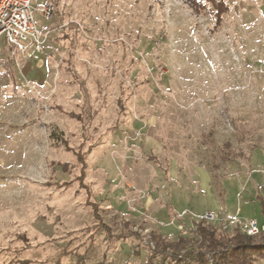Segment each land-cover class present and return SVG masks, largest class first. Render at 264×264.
I'll return each instance as SVG.
<instances>
[{"label": "rangeland", "instance_id": "rangeland-1", "mask_svg": "<svg viewBox=\"0 0 264 264\" xmlns=\"http://www.w3.org/2000/svg\"><path fill=\"white\" fill-rule=\"evenodd\" d=\"M205 5L33 0L44 53H0V264H184L157 235L264 226V0Z\"/></svg>", "mask_w": 264, "mask_h": 264}, {"label": "trees", "instance_id": "trees-1", "mask_svg": "<svg viewBox=\"0 0 264 264\" xmlns=\"http://www.w3.org/2000/svg\"><path fill=\"white\" fill-rule=\"evenodd\" d=\"M195 13L206 9L205 3H210L216 9L218 23L226 9V0H182ZM85 175L82 176V181ZM264 216V196H258ZM95 215L99 219V205L90 201ZM100 220V219H99ZM196 232L199 239L180 237L177 241L164 243L161 235L156 236V251L154 256L170 254L175 261L184 264H256L259 259L264 260V242H254V239L263 236L264 232L256 237H250L240 229L233 233L222 232L210 225L205 219L197 222ZM196 246V248H194ZM210 255V257L208 256ZM76 264H86L82 260Z\"/></svg>", "mask_w": 264, "mask_h": 264}, {"label": "built area", "instance_id": "built-area-1", "mask_svg": "<svg viewBox=\"0 0 264 264\" xmlns=\"http://www.w3.org/2000/svg\"><path fill=\"white\" fill-rule=\"evenodd\" d=\"M53 5H43L40 13L47 19L53 18ZM50 31L43 28L34 18L33 0H0V43L9 46L8 56L13 60L38 58L45 51ZM264 232V226L252 220L245 234L256 237Z\"/></svg>", "mask_w": 264, "mask_h": 264}, {"label": "crops", "instance_id": "crops-1", "mask_svg": "<svg viewBox=\"0 0 264 264\" xmlns=\"http://www.w3.org/2000/svg\"><path fill=\"white\" fill-rule=\"evenodd\" d=\"M44 28V27H43ZM49 30V29H48ZM51 32V31H50ZM8 51H9V46L8 45H6L5 43H2V48H0V53H5V55L7 54L8 55ZM41 56V55H40ZM8 58H9V56H7ZM34 59H36V58H34V57H32V58H30V59H28V60H30V62L31 61H34ZM20 60V59H19ZM28 60H22V61H28ZM263 224H264V222H262Z\"/></svg>", "mask_w": 264, "mask_h": 264}]
</instances>
